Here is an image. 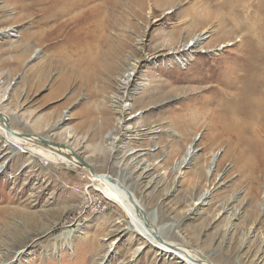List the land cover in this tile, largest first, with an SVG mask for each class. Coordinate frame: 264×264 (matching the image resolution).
Instances as JSON below:
<instances>
[{"label": "rangeland", "instance_id": "rangeland-1", "mask_svg": "<svg viewBox=\"0 0 264 264\" xmlns=\"http://www.w3.org/2000/svg\"><path fill=\"white\" fill-rule=\"evenodd\" d=\"M154 1L108 0L120 7L101 53L114 54L116 33L129 47L121 42L116 60L88 61L83 50L71 58L49 46L50 24L30 14L33 0H0V117L19 136L62 146L121 181L153 226H171L162 242L201 251L211 264H264V155L233 128L242 124L233 114L240 91L264 79V43L246 51L244 31L221 42L212 22L193 57L182 56L176 51L198 35L188 13L196 0ZM73 32L80 46L85 35ZM137 165L152 169L135 183ZM86 180L0 134V264H181L129 231L97 193L88 200Z\"/></svg>", "mask_w": 264, "mask_h": 264}, {"label": "bare ground", "instance_id": "bare-ground-1", "mask_svg": "<svg viewBox=\"0 0 264 264\" xmlns=\"http://www.w3.org/2000/svg\"><path fill=\"white\" fill-rule=\"evenodd\" d=\"M107 1L108 0H33L28 6V10L33 16L41 19H48L47 23L50 25L45 32L49 38V42H51L49 46L61 44L60 48L58 47L60 51L59 55H67L72 58L74 53H78V51L82 52L83 50V57H85V60L89 61V55L94 54L96 56L102 55L112 61L121 56L123 50L128 48L129 45L121 34L115 32L116 34L113 35V41L117 40L120 46L118 45L116 47L117 49L114 51L113 55L101 53L103 48L100 44L111 43V39L107 38L105 32L110 25H114L111 19L113 18V13L117 12V9L120 7L119 5L115 6L112 2L107 6ZM138 1L141 0H137V4L140 5ZM180 1L183 0H169L168 2L166 1V3L173 5ZM94 2H98V4L94 5ZM199 3H201V6H198ZM134 4L136 5V3ZM195 5L197 8H195ZM195 5L189 8L188 13H190L189 15L192 16L191 19L195 21V25H197L196 31L198 35L195 33L191 36L189 41L183 45L182 49L176 51V53H181L182 56L187 55L192 58L194 53L197 52L196 48L204 40L203 35L210 27L208 25L212 22L216 24L214 27H217V33L223 32V36L220 38L222 39L221 42L228 40L231 33L234 34L244 31L246 32V37L244 39L246 40L245 44H247V47L245 44L243 46L247 48L246 51H257L261 44L264 43V0H196ZM210 8L213 11L212 13L207 11V9ZM79 29L81 30L80 33L85 35V37H83L84 40L81 42L82 44L77 46L78 42L74 39V41H71L70 38L75 37V32L73 31H78ZM115 29L119 31L118 28L115 27ZM121 42L124 44L123 50L121 49L123 47V44H120ZM210 51L212 50H206V52ZM35 53L36 51L31 57H33ZM57 64L60 65L59 62H57ZM254 75L256 74L253 73L252 76ZM123 85H128V83H124ZM121 89H125V87ZM240 92L241 95L237 100L239 106L237 110L233 108V114L240 118L242 124L233 126V128L254 138L255 142L253 143L255 144V150L259 154L264 155V143L260 142L259 138H257L258 136H256L257 132L264 135V79L258 88L255 85L246 93L244 90ZM123 109L124 111L127 110L125 107ZM0 134L14 149L30 153L31 156H38L47 163L65 166L69 170L79 173V175H85L87 180L86 184L83 186V191L87 195L88 200L90 198H97L98 196L102 201L104 200L108 204H111L115 209L125 215L126 225L129 231L135 233L140 239L145 240L146 243L156 246L161 253L171 256L181 264H211L206 260V255L201 251L183 247L178 244L162 242L159 239L161 232L165 229H169L171 226L163 228L153 226L152 218L148 216L142 204L132 197L128 188L124 186L121 181L119 182L114 178L96 175L89 163L81 160L77 154L72 156L66 154L62 150V146L44 142L42 139L34 136H19V134L11 130L9 124L1 117ZM32 143L42 146L46 145L48 149L43 150L40 148V150H32L29 146V144ZM117 150L112 149V152ZM192 153L193 149L189 148L186 157L183 158L178 169L183 167ZM129 154H131V152ZM215 161V157H212L207 174H210V169ZM151 169L152 168L148 165L143 168H141L140 165L135 166L134 172L139 171L135 183L139 182L141 179L147 178L148 172ZM146 186H148V184H146ZM95 193H97V196ZM206 198L207 194H202L195 205L204 204ZM140 249L141 247H137L135 253H138Z\"/></svg>", "mask_w": 264, "mask_h": 264}]
</instances>
